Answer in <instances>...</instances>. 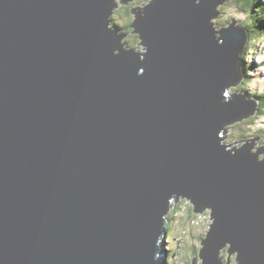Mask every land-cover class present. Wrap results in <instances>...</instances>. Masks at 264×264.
Segmentation results:
<instances>
[{"label":"water","instance_id":"water-1","mask_svg":"<svg viewBox=\"0 0 264 264\" xmlns=\"http://www.w3.org/2000/svg\"><path fill=\"white\" fill-rule=\"evenodd\" d=\"M215 2L147 9L138 77L112 55L111 0H0V264H154L173 194L213 208L205 264L225 242L264 264V164L217 147L252 106L213 103L241 40L213 42Z\"/></svg>","mask_w":264,"mask_h":264},{"label":"clouds","instance_id":"clouds-1","mask_svg":"<svg viewBox=\"0 0 264 264\" xmlns=\"http://www.w3.org/2000/svg\"><path fill=\"white\" fill-rule=\"evenodd\" d=\"M158 0H111L105 17V31L113 33L116 46L113 56L131 54L137 67L136 75L143 74L149 51L142 36L133 25L146 18V10ZM193 6L202 0H192ZM206 28L213 42L220 47L223 33L236 31L241 40L233 58V81L216 90L213 103L223 108L238 100L252 106V111L232 120L221 122L216 132L217 147L228 156H235L247 148L254 163L264 164V0H216L207 12ZM131 26L128 34L125 29ZM160 229L154 241V264H205L202 258L204 242L215 224L213 208L197 205L190 196L173 194L167 199L160 215ZM239 251L232 250L231 242L217 249V264H240Z\"/></svg>","mask_w":264,"mask_h":264},{"label":"trees","instance_id":"trees-1","mask_svg":"<svg viewBox=\"0 0 264 264\" xmlns=\"http://www.w3.org/2000/svg\"><path fill=\"white\" fill-rule=\"evenodd\" d=\"M259 27L261 28V29H264V23H261L260 25H259ZM130 26H128V28H126L125 29V35H127L128 34V31L130 30Z\"/></svg>","mask_w":264,"mask_h":264}]
</instances>
